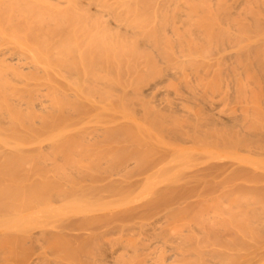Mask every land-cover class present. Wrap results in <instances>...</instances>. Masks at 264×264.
<instances>
[{
	"label": "rangeland",
	"instance_id": "1",
	"mask_svg": "<svg viewBox=\"0 0 264 264\" xmlns=\"http://www.w3.org/2000/svg\"><path fill=\"white\" fill-rule=\"evenodd\" d=\"M191 1L195 19L198 14L228 26L241 23L251 37L250 46L243 44L248 49L234 53L236 38L248 40L246 33L229 32L222 39L219 33L207 43L195 41L202 51L196 60L174 63L156 49L174 41L160 38L156 48L133 49L134 67L124 62L109 65V71L102 67L101 74L117 79L103 85L73 74L77 57H64L58 69L74 82L52 76L57 98H51L52 106L57 101L59 106L48 115L47 146H18L14 152L0 146V217L10 214L27 228L68 217L63 223L75 226L80 212L102 201L123 206L115 207L120 211L115 216L99 215L91 234L81 226L54 229L53 235L45 232L43 245L24 239L9 247L14 253L5 247L2 261L7 255L37 257L38 264H91L88 256L95 255L100 264H109L102 251L120 248L119 225L126 218L130 264H181L183 258L185 264L195 253L201 255L194 262L186 259L190 264H264V0ZM182 2L142 4L163 11L154 25L167 29L176 23L175 8L186 10ZM61 37L69 46L82 40ZM170 53L182 55L175 48ZM215 59L220 67L214 75ZM165 70L174 75L160 85V96L140 92L141 78ZM77 81L84 82L80 89L90 99L70 95ZM204 98H218L214 114L202 108ZM33 204L36 215L26 219ZM202 227L204 233L198 231Z\"/></svg>",
	"mask_w": 264,
	"mask_h": 264
},
{
	"label": "bare ground",
	"instance_id": "2",
	"mask_svg": "<svg viewBox=\"0 0 264 264\" xmlns=\"http://www.w3.org/2000/svg\"><path fill=\"white\" fill-rule=\"evenodd\" d=\"M52 1L53 0H0V146H7L6 148L12 147L11 150L13 152L18 146L27 145L38 148L47 146L49 141L47 137L50 136L48 115L51 113L50 109L52 107L55 105L59 106L58 101L53 103L54 106H52L53 100H51V98L54 97L52 93L55 90L52 76L63 81H73V79L66 77L64 73L60 72L58 69L64 61L63 58L67 57L69 53L72 54V57H77L78 59V62L72 67V70L74 69V72H72L73 74H81L84 78H88L89 80L87 82L92 85H103L110 83L109 81L116 82L117 79L110 78V76L107 75L108 72L101 74L99 70L102 71L101 68L104 67L106 71H109V65H116L122 62L125 63L126 67L129 65L134 67L137 58L133 52L135 47L154 46V48H156L159 39L163 38L166 41H174V45L164 49L158 46L156 48L158 52H165L168 59L174 63L179 61L192 62L202 53V51L198 49L195 41L198 40L207 43L215 34L220 33L217 36L221 38L223 35L229 36V32H238L240 30L239 33L241 32L240 34L243 35V33L247 31L243 32L241 23L239 25L238 22L235 25L229 23L228 26L227 21H220L217 20V18L200 17V19H198V14L195 19L191 10V5L193 4L191 0H184V2H182V6H186V10L183 7L175 8L174 18L176 23H173V25L169 26L167 29H158L155 27L154 24H157L158 20L163 17V11L158 13V11L153 8L149 10L145 5L146 3L142 4L144 0L142 2L140 0H56L57 3H52ZM138 1H140L139 3L141 5L137 3ZM144 5L145 11L143 8ZM230 25L233 26L234 29L230 27ZM228 27L234 31L230 29L229 31ZM235 27L238 28V30H235ZM246 34L248 35L246 36ZM246 34L245 37H247L249 41L243 38L244 35L238 36V33L235 34L236 37H242L241 39L238 37L236 38L237 42L234 45L235 54L241 52L243 49H248L247 44H243L249 42L250 46L251 39L249 38L251 37H249L250 34L248 32ZM61 36L73 37L76 39L82 37V40H75L74 45L69 46L68 41L60 39L62 38ZM55 37L58 38L54 40ZM185 39H187L188 43L184 42ZM245 46H247L246 49ZM173 48L181 52L182 55L174 58L173 54L170 53ZM85 59L90 64L87 63ZM215 64L214 75L220 67L216 59ZM102 72H104V70ZM172 75H174V72L168 70L164 72H155L147 77L141 78L138 88L143 94H151L153 91L155 94L157 92L155 96L158 97L162 94L158 95L161 92L160 85ZM180 76L184 77L181 71ZM187 82H190V79H187L186 83ZM83 83L84 82L81 84ZM76 84L78 85L69 89L70 95L77 97L79 101L87 98L90 99V94H85L80 89L81 84L78 81ZM180 96L178 95L177 99H179ZM55 97L52 99H57ZM208 98H204V102L202 100V108L214 114L213 110H216V107H218V102H216L218 98ZM174 103L176 102L174 101ZM219 110L220 109L216 112ZM222 113L225 112L223 111ZM222 113L220 114L222 115ZM231 115H233V113ZM221 117L219 116V118ZM11 150L10 152H12ZM171 152L173 153L174 151ZM35 201L33 202L35 203ZM33 202L29 203L28 206ZM110 203L111 202L108 201H102L101 205L80 212L82 213V218L78 222H75L76 225L79 223L78 227H75L76 225L74 226L72 222L64 224L63 221L68 217L63 218L59 223L46 222L39 226L33 225L28 228L21 227L23 224L9 219L11 217L10 214H3L4 217L3 215L2 217L4 219L0 217V249L3 251L0 250V253L3 255L2 253H4V251L6 252L9 247H16L14 245H17V243L21 245L20 242L23 244L26 239L38 243L39 246L40 244L43 245L47 240L45 235L47 233L48 235H53L52 232H54V229L58 232L60 230H68L70 227L71 231L75 228L77 231V228L81 229V226V231H88L90 228L88 231L90 233L96 227V225L95 227L92 226V222H97L99 219L97 217L99 215L104 218L107 216H115L113 215L114 213L120 212L119 210L115 211V207L123 206V204L116 206ZM36 206H38V204H35L34 207L32 206L31 209H27L29 213H25L26 219H28L29 216L36 215ZM6 216H8V218ZM123 220H126V218ZM123 220L120 222L121 225H119V236H121L120 238L123 237L124 240L120 239L123 241L120 248H115L116 250H113L114 246L112 247L111 245L108 250L106 249L107 251L105 250L106 252L102 251L101 254L109 264H130V255L127 245L129 244L127 240L130 233V226L128 221L126 222ZM158 220L161 222L160 218L157 219L155 221L156 224H154L155 226L159 224L157 222ZM7 221H9V223ZM71 223L73 228L70 225ZM84 224L88 225L86 230L84 229L85 227H83ZM151 225L152 224H150L149 227L152 228L153 225ZM213 225L214 224H212V226ZM204 228L202 227V229L198 231H203L201 233H204ZM47 230H51L49 231L51 233ZM237 231L239 232L240 230ZM107 233L109 234V231ZM111 233L112 230L110 234ZM113 234L116 233L114 232L112 235ZM21 240L24 241L22 242ZM5 247L7 248L6 250ZM10 252L12 253L13 251L10 250ZM189 255L188 258L183 256L185 257V264L189 263L188 260L194 262L197 256L199 255L200 257L201 254L197 256L196 253L192 254V259L196 256V258H194L195 260L190 259L191 257H189ZM94 256L95 255L88 256V258L91 259L88 263L100 264L99 262L102 260L99 261ZM6 257V261H2V256L0 257V264H38V258L33 256L25 258L26 260L24 258L19 260L18 258L20 257H11L9 259ZM170 260L172 261V258ZM183 261L181 264L184 263Z\"/></svg>",
	"mask_w": 264,
	"mask_h": 264
}]
</instances>
